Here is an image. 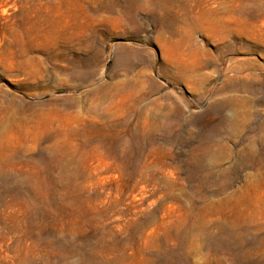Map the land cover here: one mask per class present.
Returning <instances> with one entry per match:
<instances>
[{
	"label": "rangeland",
	"instance_id": "obj_1",
	"mask_svg": "<svg viewBox=\"0 0 264 264\" xmlns=\"http://www.w3.org/2000/svg\"><path fill=\"white\" fill-rule=\"evenodd\" d=\"M0 264H264V0H0Z\"/></svg>",
	"mask_w": 264,
	"mask_h": 264
}]
</instances>
